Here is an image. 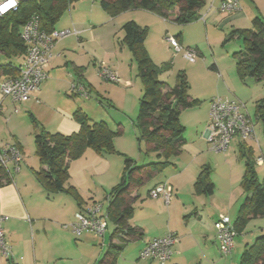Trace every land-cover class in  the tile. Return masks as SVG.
<instances>
[{
    "label": "crops",
    "instance_id": "obj_1",
    "mask_svg": "<svg viewBox=\"0 0 264 264\" xmlns=\"http://www.w3.org/2000/svg\"><path fill=\"white\" fill-rule=\"evenodd\" d=\"M202 2L199 20H202L205 26L207 22L205 19L208 17L217 22V26L230 27L233 30L244 29L241 24L252 23L257 17L264 20V0H240V9L231 13H221L217 10L221 0H202ZM106 16L107 22L116 28L120 17H123L121 27L127 22L146 27L148 35L145 48L153 63L158 64L154 59L153 45L149 43L151 30L155 23L168 22L143 10H128L116 17L107 14ZM199 20L192 24L197 25ZM59 29L55 28V30ZM74 29L76 34H71L70 37L61 39L55 44L54 57L47 69V79L30 101L16 104L9 97L0 96V149L12 143L22 154L18 173H14L13 165L8 164V180L0 183V217L3 218L4 238L10 247L11 261L14 264H98L110 243L122 245L125 249L124 242H128L122 237L111 238L112 232L107 239L109 226L114 229L113 224H107V219L106 230L100 238H96L92 233H83L77 237L70 229L74 214L81 207L97 202L98 188L102 184L112 181V184L117 185L120 182L118 179L121 178L123 167L115 166L117 160L113 155H100L92 149H86L81 157L68 162L69 179L66 186L72 187L74 192H52L36 176L41 166L35 155V134L41 130L64 135L75 133L79 127L73 120L74 111L81 109L86 113L82 103L76 99L81 96L73 92L72 85L82 88L88 94H91L92 90L95 91L93 83L95 65L100 58L101 62L116 74L120 82L125 81L126 74H133L130 71L127 73V62L131 61V57L124 52L123 45L118 47L113 41L110 50H103L99 55L102 49L96 35L98 29L96 30L91 24L88 27L79 29L74 27ZM179 30L181 28L177 29L178 34L176 33L174 37L179 36L178 42L182 45L187 42L185 33L183 32L182 35ZM22 60L16 62L20 64ZM214 70H217L215 65ZM4 79L6 78L2 77L0 81ZM19 104L24 106H17ZM209 108V105L206 106L205 119L197 126L200 139L206 140ZM23 113L28 116V121H25ZM231 146L233 148L230 149L239 150V140L232 141ZM176 173L170 172V177L174 179L179 174ZM157 176L155 174L152 176L156 182L151 189L160 183H167L172 191L171 202L165 211L162 210L163 203L160 200L153 199L142 205V209L148 212L146 225L141 223V227H136L142 231V237L132 240L138 241L135 248L139 257L146 241L173 234L176 242L172 247V256L165 264H228V259L231 261L233 255L240 252V244L238 247L235 244L231 253L223 258L214 242V223L218 215L227 214L228 209L224 212L211 209L210 214H205L192 203H184L179 198L182 187L178 183L173 180V183H170L167 178L157 180ZM137 196L135 191L131 195L132 201L138 198ZM107 197L106 193L104 199L107 200ZM79 203L81 207L78 206ZM158 215L164 218L160 225ZM143 261L144 264H159L156 260ZM0 264H10L1 253Z\"/></svg>",
    "mask_w": 264,
    "mask_h": 264
},
{
    "label": "trees",
    "instance_id": "obj_2",
    "mask_svg": "<svg viewBox=\"0 0 264 264\" xmlns=\"http://www.w3.org/2000/svg\"><path fill=\"white\" fill-rule=\"evenodd\" d=\"M72 0H36L20 3L18 10L0 17V78H16L19 63L24 58L26 46L20 39L23 26L32 15L40 18L41 29L47 33L55 26ZM202 0H99V7L110 17H116L128 10H143L156 15L168 23L188 25L201 18L199 10ZM250 29H237L230 33L232 38H241L244 49L233 54L235 70L239 79L251 78L264 81V20L254 18ZM123 45L130 53L141 80L143 94L139 101L135 122L138 144L145 145V154L154 152L159 161L137 167L131 159L122 156L123 168L120 182L108 194L106 219L114 225L111 238L122 237L125 241L140 239L142 231L128 225L133 214L131 195L152 176L161 173L171 165L170 159L181 153L185 128L179 122L180 113L199 104L188 96V83L183 73L170 88L159 79L169 68V63L156 65L145 48L148 35L146 27L127 22L121 27ZM166 35V34H165ZM179 36L175 39L178 41ZM13 60V61H11ZM214 69V66L211 67ZM259 119L264 136V105ZM73 120L78 125L77 132L70 135L48 133L44 130L34 136L35 155L40 164L36 176L52 192H74L66 186L69 179L68 162L78 159L86 149L100 155H113V139L123 133L121 125L116 131L106 122H93L86 113L77 109ZM240 142L239 151L245 160V171L241 188L245 198L241 203L237 218L233 222L237 234L251 218L264 216V179L258 183L253 169L251 150ZM249 156L247 159L245 155ZM44 166V168H42ZM8 180V173L0 167V183ZM197 193L211 196L213 185L203 172L194 183ZM81 207V203L79 205ZM82 208V207H81ZM80 208V209H81ZM122 245L110 243L98 264H116L123 251ZM10 264H14L8 260ZM238 264H264V235L245 245Z\"/></svg>",
    "mask_w": 264,
    "mask_h": 264
},
{
    "label": "rangeland",
    "instance_id": "obj_3",
    "mask_svg": "<svg viewBox=\"0 0 264 264\" xmlns=\"http://www.w3.org/2000/svg\"><path fill=\"white\" fill-rule=\"evenodd\" d=\"M107 18L105 12L99 7V0H73L55 28L59 29L61 27L58 31L70 30L73 32L74 27L79 29L88 27L90 24L93 25L96 30L98 29L96 35L99 38L97 39L100 40L102 50L99 55H101L103 50H110L114 43L118 47H123L119 45L123 38V33L120 30L123 17L118 19L117 28L110 25ZM205 20L207 21L206 26L202 20H199L197 25L188 24L183 26L172 23H155L151 30L149 43L151 42L153 45L154 59L158 63L156 65L170 64V68L160 75L159 79L164 81L170 88H173L177 81V75L183 73L189 86L188 96L199 101V104L195 107L180 113L179 122L185 128V141L181 147V153L170 159L171 165L158 174L157 180H166L167 178L170 183H173V181L178 183L182 187V194L179 198L184 203H192L205 214H210L211 209L223 212L228 209V215H226L233 224L237 218L238 209L246 196L241 188L245 171L244 157L237 148L230 149V147L233 148L231 145L225 153L211 151L206 140L204 138L200 139L199 134H197V126L201 121H204L206 106H210L211 99L235 100L244 104L254 130L253 139L246 141L247 146L245 147L251 150L250 157L253 159L256 180L261 183L264 179V136L259 112L261 106L264 105V81L258 82L248 77L239 79L235 70L233 54L243 51L242 39L230 37L232 28L219 27L217 22L210 20L209 17ZM241 25L244 29L251 28L250 22ZM178 28H181L179 31L182 35L183 32L185 33V39L188 43H183L181 46L193 50L198 56L195 63L184 60L181 54H174L172 49H169L163 42L165 34L174 37L178 34L176 32ZM111 39L113 40L111 41ZM124 48V52L130 54ZM101 61V58L98 59L95 65L93 79L95 91L92 90L87 98L77 97L76 99L82 103L83 109L93 122H106L113 131H116L117 126L121 125L123 133L113 139V147L116 152L113 156L117 160L115 163L117 168L120 165L123 167L124 158L122 156L131 159L137 167L159 161L156 153L145 154V145L143 143L139 145L137 141L135 122L143 87L132 57L131 61L127 62V73L130 71L133 74H126L125 81H119L118 84L104 81L97 76L96 68ZM214 65L217 70L211 68ZM17 106L23 107L24 104ZM23 114L25 115V121H28L29 118L26 113ZM121 147L125 152L120 150ZM248 157L246 153L245 158ZM258 158L262 159L260 164L255 162ZM170 172L179 174L173 179L170 177ZM201 172L207 176L208 181L213 185L211 196L197 195L194 183ZM155 182L156 180L151 178L137 190L138 198L132 202L133 214L128 221L131 227H141V223L146 225L145 219L148 212L142 209V205L153 200L148 197L147 193ZM112 183V181H109L98 188L97 197L99 199L96 203L99 202L103 205L104 212L108 203L104 199L105 194H109L112 187L116 185ZM162 206V210L165 211L167 206L164 207V203ZM158 218L160 225L164 218L161 215H158ZM154 221H157V219H154ZM107 224L110 225V222L108 221ZM112 231V227L109 226L107 239ZM262 235H264V216L249 219L243 229L240 230L239 236L235 238L236 246L238 247V244H240V252L233 255V261L228 259V264H232V262L238 264L246 243H251ZM137 242H124L125 249L117 258L116 264H144L143 260L146 259L142 258L141 260L137 248H135ZM137 260L140 262H137Z\"/></svg>",
    "mask_w": 264,
    "mask_h": 264
},
{
    "label": "built area",
    "instance_id": "obj_4",
    "mask_svg": "<svg viewBox=\"0 0 264 264\" xmlns=\"http://www.w3.org/2000/svg\"><path fill=\"white\" fill-rule=\"evenodd\" d=\"M28 1L36 0H0V17L16 12L20 3ZM239 9L240 0H221L217 10L221 13H231ZM71 34H76V32L54 30L47 33L41 29L40 18L37 15H32L23 26L20 34V39L26 46V53L19 65L18 76L0 81V96L2 98L9 97L15 103L30 101L34 93L47 79V69L54 57L55 44ZM163 42L169 49H172L174 54H181L184 60L190 63L197 61L196 52L189 48H183L175 37L165 35ZM96 74L104 81L115 84L119 82L116 74L104 62L98 64ZM72 90L83 98L89 96L82 88L74 85H72ZM253 135V126L244 104L221 98L211 100L206 135V142L211 151L225 153L234 139L246 143V141L253 139ZM21 161L22 154L15 144H6L0 149V167L7 173L8 164H12L13 172L18 173ZM255 162L260 164L262 159L258 158ZM149 197L160 200L167 206L171 202V187L167 183H160L149 191ZM105 220L106 213H104L102 205L94 203L82 207L74 214V221L70 224V229L77 237L83 233H92L96 238H100L103 237L106 230ZM2 222L3 218L0 217V253L7 260H11L12 253L4 238ZM214 229V242L219 253L224 256L229 255L234 248L237 237L230 218L226 214H219L214 223ZM175 242L176 238L173 234L148 240L140 251V258L156 260L159 264H165L172 256V247Z\"/></svg>",
    "mask_w": 264,
    "mask_h": 264
}]
</instances>
